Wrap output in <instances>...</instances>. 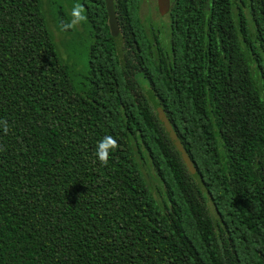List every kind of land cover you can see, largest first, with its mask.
I'll list each match as a JSON object with an SVG mask.
<instances>
[{"label":"trees","instance_id":"obj_1","mask_svg":"<svg viewBox=\"0 0 264 264\" xmlns=\"http://www.w3.org/2000/svg\"><path fill=\"white\" fill-rule=\"evenodd\" d=\"M69 1L0 0V264H264V0Z\"/></svg>","mask_w":264,"mask_h":264},{"label":"rangeland","instance_id":"obj_2","mask_svg":"<svg viewBox=\"0 0 264 264\" xmlns=\"http://www.w3.org/2000/svg\"><path fill=\"white\" fill-rule=\"evenodd\" d=\"M42 2H44L43 4V8L45 11V17L48 23V28L49 30L52 32L53 36H54V41L57 44V47L59 49V52L61 53L62 57L64 59H67L68 54H69V48L67 47L68 42L70 37H68L67 35L63 34L57 27L56 22L54 21V16L52 13V8L54 10V8L56 6L60 7L63 6L64 8H66L68 11H73L70 7H71V3L69 0H42ZM158 0H142L141 4H140V18L142 20V22L148 26V27H157L163 30V32L166 33V30L169 27V19L167 16V13L164 11H159L158 9V5H157ZM52 4V5H51ZM51 7H49V6ZM74 21V20H73ZM77 27V30L79 32H81V28L79 26V24L77 22L74 23ZM76 46L77 44H75L74 48V58L75 56L77 57V52H76ZM82 65L79 64L78 67L75 69V71L79 72L82 69ZM145 177L147 178L148 183L154 184L156 185V181H154L153 179V173L152 171H144ZM153 185V187H154Z\"/></svg>","mask_w":264,"mask_h":264},{"label":"water","instance_id":"obj_3","mask_svg":"<svg viewBox=\"0 0 264 264\" xmlns=\"http://www.w3.org/2000/svg\"><path fill=\"white\" fill-rule=\"evenodd\" d=\"M107 12L109 15V22L111 28L115 31L117 30V21L114 13V7H113V0H105ZM159 11L168 12L170 7V0H158L157 2ZM158 119L162 123L166 133L168 134V137L174 147L176 148L177 152L179 153L183 163L187 167V169L190 171V173H195L194 167L192 162L190 161L187 153L185 152L184 148L182 147L180 141L177 138V135L175 134L174 130L172 129L168 119L166 118L163 111L158 110Z\"/></svg>","mask_w":264,"mask_h":264},{"label":"clouds","instance_id":"obj_4","mask_svg":"<svg viewBox=\"0 0 264 264\" xmlns=\"http://www.w3.org/2000/svg\"><path fill=\"white\" fill-rule=\"evenodd\" d=\"M73 16L75 17L74 23L80 19H83L78 9L73 11ZM0 123L3 124L4 130L7 131V123L6 122H0ZM116 147H117L116 141L113 139V137L105 136L96 145V158L101 163H107L110 153L114 152Z\"/></svg>","mask_w":264,"mask_h":264},{"label":"flooded vegetation","instance_id":"obj_5","mask_svg":"<svg viewBox=\"0 0 264 264\" xmlns=\"http://www.w3.org/2000/svg\"><path fill=\"white\" fill-rule=\"evenodd\" d=\"M170 6H171V1H170ZM169 9H170V7H169Z\"/></svg>","mask_w":264,"mask_h":264}]
</instances>
